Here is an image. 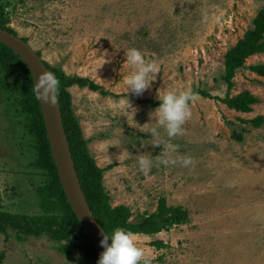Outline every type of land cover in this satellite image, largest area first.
I'll return each mask as SVG.
<instances>
[{
    "label": "rangeland",
    "instance_id": "obj_1",
    "mask_svg": "<svg viewBox=\"0 0 264 264\" xmlns=\"http://www.w3.org/2000/svg\"><path fill=\"white\" fill-rule=\"evenodd\" d=\"M7 2L8 26L51 68L87 78L108 93L69 89L89 152L105 169L112 206L126 205L137 218L154 213L164 198L168 206L188 212L183 225L135 235L148 264H264V123L254 128L249 122L264 117V78L249 70L264 64V53L249 58L233 80L231 96L248 91L259 98L248 114L196 95L192 118L183 126L186 135L169 139L158 128L161 146L156 147L150 135L156 108L142 102H158L160 90L201 89L225 98L224 57L253 27L264 0ZM130 48L159 67L139 97L128 93L124 82L133 70L125 64ZM7 111L0 95V210L41 214L34 196L39 177L26 168L22 128ZM141 154L152 161L148 175L139 169ZM185 156L193 160L189 168L160 163ZM8 236L0 233L2 264H88L76 248L71 256L60 253L46 235L23 241L13 231ZM158 242L164 247L154 246Z\"/></svg>",
    "mask_w": 264,
    "mask_h": 264
},
{
    "label": "trees",
    "instance_id": "obj_2",
    "mask_svg": "<svg viewBox=\"0 0 264 264\" xmlns=\"http://www.w3.org/2000/svg\"><path fill=\"white\" fill-rule=\"evenodd\" d=\"M3 1L0 4V28L17 35L8 26L10 14L6 10L11 3L7 0ZM263 53L264 8L253 20V27L227 51L224 57L222 81L227 85L225 98L213 97L201 89H195L192 92L203 98L219 101L230 110L243 114L250 113L252 107L259 103V98L248 91L231 96L234 88L233 80L237 72L245 68L249 58ZM38 54L41 56L40 52ZM45 64L58 81L56 90L63 124L82 190L95 218L106 234L111 236L116 228H124L135 235L152 236L186 223L189 217L188 212L182 207L168 206L164 198H161L154 213L140 214L137 218H134L131 208L126 205L112 206L110 195L103 182L105 169H101L96 164L89 152L87 140L73 110L69 89L74 86L88 87L104 95L108 93L87 78L67 76L61 69L51 68L47 62ZM249 70L264 78V64L250 66ZM0 95L4 107L8 109L5 115L14 118L16 124L22 128L24 143L22 148L29 155L26 168L39 177L34 196H36L35 206L41 210V214L34 215L0 210V233L9 237V231H13L19 241L29 236L39 238L46 235L53 242L58 243L59 252L63 255L71 256L72 249L76 248L88 264H98L100 256L81 227L60 183L31 72L19 56L1 43ZM142 102L150 103L153 108L159 107L161 103L152 99ZM249 122L254 128H260L264 123V117H256ZM234 137L237 141H242L241 134L235 133ZM154 246L163 248L164 244L158 242ZM3 260L4 256L0 255V264Z\"/></svg>",
    "mask_w": 264,
    "mask_h": 264
},
{
    "label": "clouds",
    "instance_id": "obj_3",
    "mask_svg": "<svg viewBox=\"0 0 264 264\" xmlns=\"http://www.w3.org/2000/svg\"><path fill=\"white\" fill-rule=\"evenodd\" d=\"M125 56V64L133 69L124 78L128 93L137 97L142 96L144 92L150 89L155 75L159 72V67L155 61L146 60L143 53L136 48L128 49L125 52ZM38 83L58 85V81L52 73H43ZM158 99L161 102L159 107L155 109L154 113H150L151 119L155 116V126L151 128L150 135L152 137V145L156 147L161 146L158 128H163L169 139L186 135V129L183 126L191 120V104H194L198 97L190 90L180 92H162L160 90ZM127 105L128 108H132L128 99ZM136 111L135 108H132V112L135 113ZM168 147L173 151L178 149V146L171 144ZM121 155L117 157L118 160ZM160 163L165 166L170 163L172 165L179 163L180 166L189 168L193 164V160L191 157L185 156L180 157L178 160L163 159L160 160ZM138 164L140 171L148 175L152 167V161L146 154L138 155ZM102 235L103 239L100 245L104 251L100 254L98 264H141L142 261H144V264H148L144 250L137 245L136 236L131 231H127L124 228H116L111 236L105 232Z\"/></svg>",
    "mask_w": 264,
    "mask_h": 264
},
{
    "label": "water",
    "instance_id": "obj_4",
    "mask_svg": "<svg viewBox=\"0 0 264 264\" xmlns=\"http://www.w3.org/2000/svg\"><path fill=\"white\" fill-rule=\"evenodd\" d=\"M0 43L19 56L31 72L60 183L81 227L100 256L104 251L100 242L105 230L95 218L82 190L63 124L56 85L38 83L43 73L51 72L43 58L20 36L0 28Z\"/></svg>",
    "mask_w": 264,
    "mask_h": 264
}]
</instances>
